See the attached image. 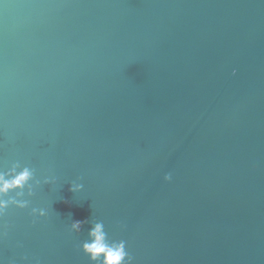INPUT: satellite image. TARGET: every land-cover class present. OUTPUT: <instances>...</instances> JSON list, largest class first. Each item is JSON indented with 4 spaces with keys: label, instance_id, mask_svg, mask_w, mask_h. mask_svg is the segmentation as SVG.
I'll use <instances>...</instances> for the list:
<instances>
[{
    "label": "water",
    "instance_id": "95a60500",
    "mask_svg": "<svg viewBox=\"0 0 264 264\" xmlns=\"http://www.w3.org/2000/svg\"><path fill=\"white\" fill-rule=\"evenodd\" d=\"M17 164L0 264H92L97 221L133 264H264V0H0Z\"/></svg>",
    "mask_w": 264,
    "mask_h": 264
},
{
    "label": "clouds",
    "instance_id": "9594fccd",
    "mask_svg": "<svg viewBox=\"0 0 264 264\" xmlns=\"http://www.w3.org/2000/svg\"><path fill=\"white\" fill-rule=\"evenodd\" d=\"M235 72L236 70L233 69V75H235ZM33 180L34 170L27 166L20 167L17 164L7 173L0 172V217L4 216L10 206L19 209L29 207V199L10 197L9 193L15 192L17 197H24L25 188H27V197L33 196L34 187L41 183L39 179H36L35 184H33L31 183ZM164 180L171 181L172 174H166ZM48 182L47 179L43 180V183ZM82 188V185H76L75 187H71L70 191L82 190ZM47 214L48 212L44 208H31L30 211V215L34 219L45 217ZM82 223L84 222L79 220L72 222L70 226L71 231L79 233ZM87 237V240L82 243L81 247L92 264H133L134 258L126 251L125 242L123 240L110 241L103 222L97 221L93 223Z\"/></svg>",
    "mask_w": 264,
    "mask_h": 264
}]
</instances>
